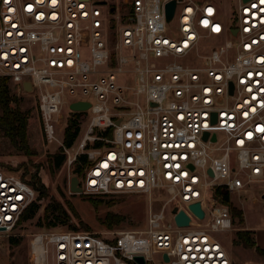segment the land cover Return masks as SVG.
Listing matches in <instances>:
<instances>
[{
    "label": "built area",
    "instance_id": "1",
    "mask_svg": "<svg viewBox=\"0 0 264 264\" xmlns=\"http://www.w3.org/2000/svg\"><path fill=\"white\" fill-rule=\"evenodd\" d=\"M171 1L123 0V9L106 0H0V77L24 92L31 83L44 138L69 168L87 155L78 196L169 194L139 232L33 234L31 264H233L218 235L240 230L222 194L264 185V0H236L228 16L214 0H174L168 22ZM211 38L222 43L204 49ZM78 102L91 107L73 153L61 135ZM108 130L111 139L96 135ZM88 142L106 147L85 152ZM37 196L0 169V234ZM197 203L203 219L190 210ZM180 211L188 227L177 226Z\"/></svg>",
    "mask_w": 264,
    "mask_h": 264
},
{
    "label": "rangeland",
    "instance_id": "2",
    "mask_svg": "<svg viewBox=\"0 0 264 264\" xmlns=\"http://www.w3.org/2000/svg\"><path fill=\"white\" fill-rule=\"evenodd\" d=\"M227 9V16L236 0H214ZM108 4H116L118 8H129L123 0H106ZM226 39H229L227 36ZM220 39L211 38L206 41V46L221 44ZM2 77H0L1 82ZM10 95L16 97L18 106L23 112L30 113L28 125V144L30 154L25 155L15 150L10 142L0 137V169L15 172L22 179L29 183L36 182L34 189L44 187L42 196L37 192V202L39 211L35 218L20 222L10 234H0V264H31L29 261L30 240L33 234L44 229L84 230L89 228L94 231H102L105 228L101 225L108 213L119 215L123 220L115 229L130 232H139L145 229L149 211L158 212L162 210L169 194L166 190L155 191L152 195L130 194V195H108L102 203H98L96 197H85L74 195L70 191V181L77 177L73 173V168L68 167L66 161L62 167L57 169L54 165L55 155L63 153L58 145H48L41 130L40 116L37 111L36 98L30 93H25L20 86L8 79L7 84ZM64 113L69 114V109L64 107ZM1 114V109H0ZM91 117V113H89ZM88 116L81 117L79 121L80 133L73 145V153L79 150V146L88 127ZM101 132L96 135L100 136ZM61 137L64 136L61 135ZM106 147V143H104ZM92 145L88 142L85 152L92 150ZM81 180V179H80ZM264 185L253 187L247 194L240 196L232 194L230 203L243 218L235 219L236 228L240 231L251 227L259 235L260 244L264 246ZM40 197V198H39ZM100 199V198H99ZM64 212L65 224L56 222L57 226L48 228L50 222H54L53 214L56 209ZM169 211V206L167 207ZM247 225V226H246ZM253 237V235H252ZM16 241L11 243V239ZM218 238L228 250L233 264H261V256L255 249H247L238 243L237 232L220 234ZM263 248V249H262ZM261 249L264 251V247ZM159 260V257H157Z\"/></svg>",
    "mask_w": 264,
    "mask_h": 264
},
{
    "label": "trees",
    "instance_id": "3",
    "mask_svg": "<svg viewBox=\"0 0 264 264\" xmlns=\"http://www.w3.org/2000/svg\"><path fill=\"white\" fill-rule=\"evenodd\" d=\"M8 79L2 78L0 82V137L8 140L12 147L17 150L18 152H22L25 155L30 154V147L28 144V125L30 120V113L23 112L20 107L18 106V101L16 97L10 95L9 88L7 86ZM86 113H73L71 114L67 128L64 132V142L67 148L73 147L74 143L76 142L79 133H80V125L79 121L81 117L85 116ZM104 138L111 139L112 133L110 130L103 132L100 134ZM105 146L102 142H97L95 148L102 149ZM62 152V150H61ZM66 161V156L61 153L55 155L54 157V165L57 169L61 168L63 163ZM91 166L90 162L88 161L87 155H82L79 157L77 163L74 165L73 173L77 175L79 179H82L87 169ZM35 183H32L33 188L35 187ZM31 184V183H30ZM36 190V189H35ZM42 190L44 187L41 186L37 188V192H39L42 196ZM222 194V192H221ZM105 196L96 197L98 198L96 202L102 203L103 198ZM40 198V197H39ZM100 198V199H99ZM222 202L224 205L228 206L231 210L232 216L234 218H239L242 221L243 214L239 212L236 208L232 206L230 203V197L228 194H222ZM39 211V204L34 202L32 203L27 210L23 213L20 218V222H25L35 218ZM54 222H50L48 224V228L56 227V222L58 221L61 224H65V216L63 211H59L56 209V212L53 214ZM123 220L122 217L119 215H114L108 213L104 220L101 221V225L105 229H115L116 226ZM72 230H79L76 228H72ZM84 230H91L86 228ZM253 233L248 231H238L237 238L238 243L242 244L247 249H255L257 254L264 258V251L261 250L254 241L252 237ZM16 240L14 238L11 239V243H14Z\"/></svg>",
    "mask_w": 264,
    "mask_h": 264
},
{
    "label": "water",
    "instance_id": "4",
    "mask_svg": "<svg viewBox=\"0 0 264 264\" xmlns=\"http://www.w3.org/2000/svg\"><path fill=\"white\" fill-rule=\"evenodd\" d=\"M248 0H243V2H246ZM125 2L128 4L131 2V0H125ZM101 4H106V2H102ZM177 2L176 1H171L166 5V18L167 21L170 22L173 19L175 9H176ZM114 11V9H112ZM233 35H237V31H233ZM24 90L26 93H32V85L29 82L24 83ZM231 92H233V87L231 86ZM91 105L86 102H78V103H73L70 106L71 111L73 112H80V113H85L90 109ZM208 134L205 135V140H207ZM215 140V139H214ZM212 175V172H210ZM80 180L78 177H73L70 181V191L74 195H78L81 192V188L79 187ZM262 199L264 200V194L262 195ZM190 210L197 215L200 219H203L204 217V212L201 209V205L199 203L194 204L190 207ZM177 212V208L173 210V213ZM175 222L178 227H188L190 224V218L186 215L184 211H180L176 218ZM163 259L166 263L169 262V258L167 255L163 256ZM135 264H147L145 261L144 257H134L133 259Z\"/></svg>",
    "mask_w": 264,
    "mask_h": 264
},
{
    "label": "crops",
    "instance_id": "5",
    "mask_svg": "<svg viewBox=\"0 0 264 264\" xmlns=\"http://www.w3.org/2000/svg\"><path fill=\"white\" fill-rule=\"evenodd\" d=\"M247 226V225H246ZM245 230H250L252 233H253V238H254V241H255V243L257 244V246L261 249L262 247H264V246H261V244H260V239H259V235L257 234V236H256V232H255V230H253L251 227H248L247 226V229H245ZM263 249V248H262ZM261 249V250H262ZM261 259H262V262H261V264H264V258L263 257H261ZM233 263V262H232Z\"/></svg>",
    "mask_w": 264,
    "mask_h": 264
}]
</instances>
